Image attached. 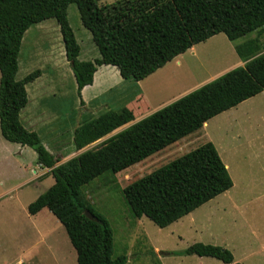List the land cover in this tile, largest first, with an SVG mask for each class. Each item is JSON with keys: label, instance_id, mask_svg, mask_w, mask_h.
Wrapping results in <instances>:
<instances>
[{"label": "trees", "instance_id": "obj_1", "mask_svg": "<svg viewBox=\"0 0 264 264\" xmlns=\"http://www.w3.org/2000/svg\"><path fill=\"white\" fill-rule=\"evenodd\" d=\"M75 5L99 57L78 59L80 47L68 21ZM54 19L76 94L92 84L98 67L113 66L124 80L141 81L175 57L215 35L234 42L245 62L147 115L76 157L56 166L39 135L22 126L19 114L28 104L26 85L41 76L34 70L17 80L18 56L25 32ZM254 34L242 43L241 37ZM264 90V0H120L100 7L97 0H0V134L36 153V163L54 182L27 211L47 209L63 226L77 264H127L115 255L113 231L96 213L84 187L106 173L116 174L199 130L208 120ZM82 105V101L80 100ZM132 109L82 120L73 142L83 149L134 119ZM232 187V180L212 143L190 151L123 189L131 215L165 228ZM88 210L97 221L84 215ZM185 255L233 262L230 251L195 243Z\"/></svg>", "mask_w": 264, "mask_h": 264}, {"label": "rangeland", "instance_id": "obj_2", "mask_svg": "<svg viewBox=\"0 0 264 264\" xmlns=\"http://www.w3.org/2000/svg\"><path fill=\"white\" fill-rule=\"evenodd\" d=\"M117 1L120 0H97V3L100 7H109ZM67 13L80 47L79 60L98 58V50L91 34L81 24L76 6L70 5ZM45 26L58 27L54 19L31 26L22 39L19 58L29 60L31 72L39 69L43 73L42 79L35 83L44 91L42 111L57 116L58 121L50 127L37 124L34 130L47 150L59 160L57 166L70 158H60L57 150L61 147L56 145L73 148L70 139L79 118V100L71 69L67 76L55 79L50 64L44 61L48 49L57 48L55 38L59 34L52 29H42ZM252 37L254 34H248L236 43ZM234 44L225 35L218 34L195 45L199 59L208 64L204 69L209 72L203 73L209 75L234 69L232 67L239 60ZM37 51L40 54L35 57ZM242 62L240 67L245 64ZM189 69L188 64L178 73L172 72L175 75L171 77L175 78L174 82L178 81L179 88L185 86L184 76ZM193 71L197 74L196 68ZM126 82L133 83L132 80ZM152 82L148 86L152 93L148 95L153 102L157 97L169 96L171 84L165 76L157 83ZM109 84L114 85V89L96 94L98 105L89 108H97L98 112L93 111V115L87 117L95 118L107 108L118 110L128 101L127 96L134 97L131 88L117 82L116 78L110 79ZM91 92L87 91L86 95ZM80 108H83L81 104ZM85 116L80 111V125ZM207 123L206 127L142 162L116 174L101 175L84 187L90 206L113 231L115 255L125 253L127 264H225L211 257L185 255L195 243L230 251L231 264H264V90ZM120 128L122 126L117 129ZM208 142L227 164L233 187L165 228L157 227L145 217L137 219L131 215L123 195L126 186ZM53 182L49 171L37 166L32 148L5 142L0 135V264H77L75 251L59 221L47 209L36 215L27 211L28 205ZM42 233L46 236L38 237ZM46 238L54 239L61 249L57 261L48 252L55 244L46 243Z\"/></svg>", "mask_w": 264, "mask_h": 264}, {"label": "crops", "instance_id": "obj_3", "mask_svg": "<svg viewBox=\"0 0 264 264\" xmlns=\"http://www.w3.org/2000/svg\"><path fill=\"white\" fill-rule=\"evenodd\" d=\"M42 29H44L46 31L49 29L50 30L52 29L55 33L57 32L60 34L59 27L53 29V26H45ZM59 34H57L56 38H55L57 48L56 49L55 48H53V49L49 48L48 51L46 52L47 60H44L46 62V64L49 63L51 68L53 69V74L55 76V79L63 78L65 76H67L69 71H70V64L65 57L62 38H61V35L59 36ZM39 54L40 53L37 51L34 56L37 57ZM79 55H80V53H79ZM198 55H199V51L195 48V46H193L192 48L188 49L184 53L175 57L173 60L166 63L164 66H162L161 68L156 70L154 73H152L151 75H149L145 79L138 81V82L133 81V83H129V84H128V82H126V80H124L120 76L119 71L116 67H113V66L98 67L96 72L94 73L92 84L84 87L81 90V95H80L81 98H78V100H79V102H78L79 118L76 121V126L74 127L73 135H74L75 130L80 128V111H83V113H85V115H86L85 118H83V120H89L90 121V120H93V119H95L99 116H102L108 112L117 113V112L121 111L123 109V107L128 108V109L133 108L134 109L133 112L135 114L134 119L129 123L123 124L122 128H120V130L115 129L114 132L116 130H118L117 132H115V134H116V133L120 132L121 130L127 128L128 126L132 125L133 123L139 121L140 119L146 117L147 115L161 109L162 107H164V106L170 104L171 102L179 99L180 97L186 95L187 93L199 88L200 86L218 78L220 75H223L226 72V71H216V72H213L211 74L209 73V75H208V73H207V75L204 74L203 73L204 71L209 72V71L204 69L208 64L205 61L200 60ZM42 57H43V54L40 55V58H42ZM78 59H79V57H78ZM188 64L190 65L191 69L187 70L186 74L184 73L185 74L184 79L186 80V84H185V86L179 88L180 85L178 84V81L174 82L175 78L171 77V75H175L176 73L179 72L180 69L183 70L184 67H188ZM234 65L235 66L232 68L240 67L243 65V62L239 59ZM193 66H195V67H193ZM194 68H196L197 74L194 73V71H193ZM199 69H201V70H199ZM172 72H174L175 74H172ZM29 73H31V65L29 63V60L26 59L24 61H21L19 56H18V71L16 74V79L21 80ZM41 74H42V76L39 77L38 79H36V81H33V82L29 83L28 85H26V92L28 95V104L26 105V107L24 109L21 110V112L19 114V119H20V123L22 124V126L24 128H26L27 130L34 131V132H36L34 130V128H35V126H37V124L45 126V127L46 126L50 127L52 124H55V122L58 121L57 116L55 117L54 115L52 116L51 113H43V111H42L41 96L44 93V91L42 90L41 86H36V84H35L37 81L42 79L43 73L41 72ZM71 75L73 77L72 72H71ZM163 76H165V78L171 84V87L169 88V94H168L169 96L165 99L164 98L158 99V97H157L156 99H154V102H153L148 95V94L152 93V88H149L148 86H150L151 81H153L152 83H157V81L160 80L161 77H163ZM186 76L189 77L190 79H187ZM113 78H116L117 82H119L123 85L125 84V86L127 84V88H131V93L134 92L133 93L134 97L130 98L131 95L127 96L128 101L126 102L125 105H123L118 110H113L111 108H107L108 110L101 112L95 118L87 117L88 115H93V113H91L93 111L98 112L97 108H89L91 105H98V101H97L98 98L96 97V94L100 93L101 91L103 93H108L114 89L115 86L109 84V80L113 79ZM73 81L75 83L74 77H73ZM125 86H124V88H125ZM158 87H160V86H158ZM75 88H76V83H75ZM87 91H92V92L89 95H86ZM80 100L83 103L81 105V106H83V108H80ZM207 124L208 123L206 122L202 127H206ZM105 139L97 140L96 142L91 143L90 145H88L85 148L80 150V149H77L75 147L74 142H73V136H72V138L70 139V144H72L73 148H70V147L68 148L67 146H66V148L65 147L62 148V146L56 145L57 148L61 147L60 149L58 148V150H57V152L61 153V155H58V156L60 158L66 157V159H68L69 157L70 158L76 157L81 152H83L89 148H92L93 146L99 144L100 142H102ZM5 142H7V141H5ZM19 147H21V146H19ZM21 148H23V147H21ZM223 164L225 165V167L228 168L227 164H225V163H223ZM37 166H39V165H37ZM47 171H49V170L47 169ZM41 236H46V235H43V233L38 235V237H41ZM46 243L55 244L56 241L54 239L46 238ZM60 250H61L60 247L57 244H55V247H53V246L50 247L48 252L51 254L52 258L55 259V261H57V257L60 255Z\"/></svg>", "mask_w": 264, "mask_h": 264}, {"label": "water", "instance_id": "obj_4", "mask_svg": "<svg viewBox=\"0 0 264 264\" xmlns=\"http://www.w3.org/2000/svg\"><path fill=\"white\" fill-rule=\"evenodd\" d=\"M84 215L90 220L97 221V219L88 210L84 211Z\"/></svg>", "mask_w": 264, "mask_h": 264}]
</instances>
